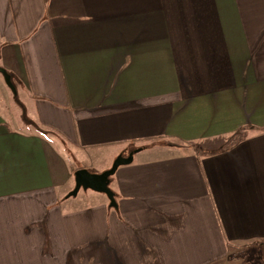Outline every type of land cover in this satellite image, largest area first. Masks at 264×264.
<instances>
[{
	"label": "crops",
	"instance_id": "1",
	"mask_svg": "<svg viewBox=\"0 0 264 264\" xmlns=\"http://www.w3.org/2000/svg\"><path fill=\"white\" fill-rule=\"evenodd\" d=\"M0 65L33 129L0 109V264H221L264 246V0H0ZM76 153H134L117 207L67 195Z\"/></svg>",
	"mask_w": 264,
	"mask_h": 264
},
{
	"label": "rangeland",
	"instance_id": "2",
	"mask_svg": "<svg viewBox=\"0 0 264 264\" xmlns=\"http://www.w3.org/2000/svg\"><path fill=\"white\" fill-rule=\"evenodd\" d=\"M17 92L18 93H15L8 86L3 74L0 72V109L2 110V112H4V114L10 120H12V122H14V126L18 124V127H21L24 129L28 128V129L33 130L32 124L26 121L27 120L26 118L29 117V110L26 109L27 111H25L24 109L23 105H25V99H24V94L22 93V89L17 87ZM51 137L56 138L55 136H51ZM53 140L56 141L57 138ZM73 151L75 153L74 149ZM113 162L110 164V167L112 166ZM86 165H88L86 160L82 158L79 153H76L75 156L73 155L70 157V159H68L67 166H68V169L72 170V167H85ZM105 165L106 164L104 162H101V163L96 162L95 164L89 165L86 168H88L91 172H97V170L103 167L102 171H104L108 169V168H104L106 167ZM114 177L115 175L111 176L112 181L114 180L113 179ZM74 186L69 190V192H71L74 189ZM86 190H90V189H81L76 196L81 198L83 194H85ZM239 257L234 258V256H232V258L227 259L225 262H222L221 264H264V246L255 251H252L248 247L247 252H244L243 258L241 259Z\"/></svg>",
	"mask_w": 264,
	"mask_h": 264
},
{
	"label": "water",
	"instance_id": "3",
	"mask_svg": "<svg viewBox=\"0 0 264 264\" xmlns=\"http://www.w3.org/2000/svg\"><path fill=\"white\" fill-rule=\"evenodd\" d=\"M0 72L3 74L8 86L17 93V86L14 83L12 74L3 66L0 65ZM134 153H130L129 156L118 155L112 166L102 172H91L86 167L78 168L75 171V186L74 189L69 192L68 196H76L81 189H92L97 192L105 193L110 202V206L117 207L116 194L110 186L111 176L114 175L120 165L132 162Z\"/></svg>",
	"mask_w": 264,
	"mask_h": 264
},
{
	"label": "trees",
	"instance_id": "4",
	"mask_svg": "<svg viewBox=\"0 0 264 264\" xmlns=\"http://www.w3.org/2000/svg\"><path fill=\"white\" fill-rule=\"evenodd\" d=\"M28 122L32 123V120L29 119L28 117L26 118ZM36 129H38L42 134H45V135H49V134H52V135H55L56 137H60L59 133L53 129H45V128H42L40 127L39 125H36L35 126Z\"/></svg>",
	"mask_w": 264,
	"mask_h": 264
}]
</instances>
